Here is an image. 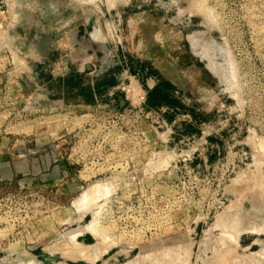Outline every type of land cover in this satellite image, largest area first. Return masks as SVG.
<instances>
[{
  "label": "rangeland",
  "instance_id": "rangeland-1",
  "mask_svg": "<svg viewBox=\"0 0 264 264\" xmlns=\"http://www.w3.org/2000/svg\"><path fill=\"white\" fill-rule=\"evenodd\" d=\"M0 264H264V0H0Z\"/></svg>",
  "mask_w": 264,
  "mask_h": 264
},
{
  "label": "bare ground",
  "instance_id": "bare-ground-1",
  "mask_svg": "<svg viewBox=\"0 0 264 264\" xmlns=\"http://www.w3.org/2000/svg\"><path fill=\"white\" fill-rule=\"evenodd\" d=\"M97 186H98V185H95L94 188L97 187ZM99 186H100V185H99ZM99 186H98V187H99ZM92 188H93V187H92ZM93 190L95 191V189H93ZM97 190H99V188H98ZM97 190H96V191H97ZM102 190H104V189H102ZM95 193H96V192H95ZM101 194H102V193H101ZM89 195H90V196H87V198H86V201H87V202H92L93 200H95V197L98 196L97 194H94V195L89 194ZM81 203H82V202H81ZM87 205H88V203H87ZM76 234H77V233H76ZM76 234H75V235H76ZM74 237H75V236H74Z\"/></svg>",
  "mask_w": 264,
  "mask_h": 264
}]
</instances>
